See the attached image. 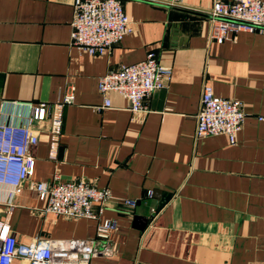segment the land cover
<instances>
[{
    "label": "crops",
    "instance_id": "1",
    "mask_svg": "<svg viewBox=\"0 0 264 264\" xmlns=\"http://www.w3.org/2000/svg\"><path fill=\"white\" fill-rule=\"evenodd\" d=\"M213 1L121 0L131 33L107 55L89 56L69 43L72 0H0V103L12 111L13 102L73 98L62 108L53 159L48 121L35 123L29 181L84 180L110 191L101 219L116 225L111 253L89 264H264V37L239 33L210 43ZM148 52L170 69V79L152 94L147 112L130 113L115 93L106 95L109 108L98 110L97 79ZM203 84L242 105L232 145L221 135L194 138ZM22 187L6 217L20 243L93 237V220L42 213L27 182ZM155 190L170 195L160 209L158 200L145 198ZM123 200L136 206L128 209ZM6 210L0 205V217ZM135 216L147 220L143 231L134 228Z\"/></svg>",
    "mask_w": 264,
    "mask_h": 264
},
{
    "label": "built area",
    "instance_id": "2",
    "mask_svg": "<svg viewBox=\"0 0 264 264\" xmlns=\"http://www.w3.org/2000/svg\"><path fill=\"white\" fill-rule=\"evenodd\" d=\"M138 1L166 6L182 4V0ZM71 11L69 43L89 56L107 55L132 31L121 0H72ZM207 14V40L210 43L233 41L239 33L264 37L263 1L214 0ZM169 79L170 69L158 62L155 53L148 52L142 61L119 66L97 79L96 88L103 97L102 105L97 109L109 108L106 95L115 93L127 102L130 113L147 112L152 94L166 88ZM72 100L67 94L51 104L13 102L10 103L12 111L6 110V102L0 103V189H3L0 205L7 207L4 216L0 217V264H13L14 261L23 264H89L94 257L111 253L107 245L116 225L114 221L101 219L111 199L108 189L96 188L84 180L63 183L29 181L34 168L32 149L38 142L35 123L48 121V157L53 159L61 131L62 108ZM243 121L239 101L216 97L209 85H202L195 115V139L221 135L232 145ZM24 182L43 203L42 213L70 220H93V237L82 240L35 239L28 244L20 243L12 234L6 217L10 215L13 197L22 191ZM151 196L150 191L146 192L145 198ZM122 204L128 209L136 206L133 200H123ZM156 215L157 211L151 208L150 220Z\"/></svg>",
    "mask_w": 264,
    "mask_h": 264
},
{
    "label": "water",
    "instance_id": "3",
    "mask_svg": "<svg viewBox=\"0 0 264 264\" xmlns=\"http://www.w3.org/2000/svg\"><path fill=\"white\" fill-rule=\"evenodd\" d=\"M152 197L159 201L158 209H160L170 198V195H166L158 190L152 192ZM132 223L134 224V228L143 231L145 229L147 220L142 217H133Z\"/></svg>",
    "mask_w": 264,
    "mask_h": 264
}]
</instances>
